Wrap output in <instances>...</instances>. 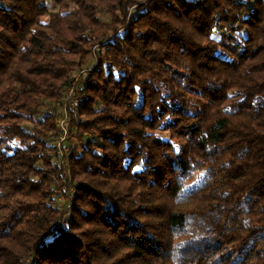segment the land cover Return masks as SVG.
Here are the masks:
<instances>
[{"label":"trees","instance_id":"1","mask_svg":"<svg viewBox=\"0 0 264 264\" xmlns=\"http://www.w3.org/2000/svg\"><path fill=\"white\" fill-rule=\"evenodd\" d=\"M52 1L0 0V264H264V0Z\"/></svg>","mask_w":264,"mask_h":264},{"label":"rangeland","instance_id":"2","mask_svg":"<svg viewBox=\"0 0 264 264\" xmlns=\"http://www.w3.org/2000/svg\"><path fill=\"white\" fill-rule=\"evenodd\" d=\"M47 7H48V12L49 13H54V12L57 11V8L55 7V5H54V3H53L52 0H48ZM129 23H130V20H128L126 22V25L128 26ZM120 30H118V31H120ZM104 40H105L104 38H101L100 41L102 43H99V44L97 43L96 45H94L90 49L89 54H88L87 58L83 61V64L82 65H78V63L76 61V65L77 66L74 69V72H73L74 74L73 75H74L75 79H77L76 80L77 82L79 81V78L80 77L81 78H85L86 77L85 74H88V73H85V74L81 75L82 70H86V71L88 70V71H90L95 66L96 58L98 57V53H99V50H100L99 49L100 48V45L103 44V41ZM147 80L149 81V79H147ZM62 96H63V98H61V103L58 106L59 108L58 107L56 108V110H58L57 111L58 114H61V112H64L65 113L64 116L62 115V117H60V115L57 114L58 115L57 116V119H56L57 122H55V124L56 123L58 124L59 130H60V126L62 124H64L62 127L66 129L65 124H67V122H69V120H70V114L68 112V107L71 106L70 103L73 100V97L71 96V91L66 92V93L64 92ZM47 110H49V108ZM50 110L52 111V109H50ZM59 130H57L56 133L55 132H50L47 135V140H49V142L52 144V146H54V144H55V147H53V148H54V150H56V154H54V155H56V160H57V156H59V154L57 153V150L58 149H56V145L57 144H60V140H58V139L60 137L59 135H60V131L61 130L60 131ZM58 151L60 152V154L63 153V150H58ZM65 155H66V153H63V156H65ZM64 190H66V188H63L62 192ZM69 193H70V191L68 192V194Z\"/></svg>","mask_w":264,"mask_h":264},{"label":"built area","instance_id":"3","mask_svg":"<svg viewBox=\"0 0 264 264\" xmlns=\"http://www.w3.org/2000/svg\"><path fill=\"white\" fill-rule=\"evenodd\" d=\"M63 125L64 124H62L60 126V130L61 131L59 130L60 131V135H59L60 137L58 139V140H60V144H57L56 145V149L63 150V153H66V155H67V150L64 148V145H63V142H64L67 134H66V129L62 127ZM54 147H55V144H54ZM58 150H57V153L59 154V156H57V165L60 168L64 169L65 168V165H66V160H65L66 155L63 156V153L60 154V152ZM64 188H66V187H64ZM69 191H70V193L68 194ZM73 192L74 191L72 190V188H66V190H64L62 193L64 195H68V200L72 201Z\"/></svg>","mask_w":264,"mask_h":264}]
</instances>
